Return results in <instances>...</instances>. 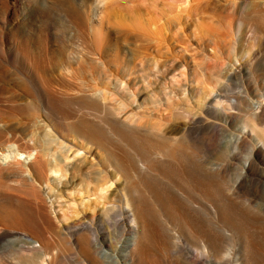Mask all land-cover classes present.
<instances>
[{
  "label": "bare ground",
  "instance_id": "obj_1",
  "mask_svg": "<svg viewBox=\"0 0 264 264\" xmlns=\"http://www.w3.org/2000/svg\"><path fill=\"white\" fill-rule=\"evenodd\" d=\"M104 1L98 0L93 6L73 0L53 2L54 14L79 36L90 30L95 53L88 59L73 58L79 64L88 60L89 66L35 62L23 57L20 67L0 70L4 76L21 81L18 97L25 105L20 109L28 114L13 115L12 119L9 116L10 120L0 117V164L18 166L20 171L18 168V174L12 176L22 178L24 183L30 181L33 185L28 186L34 192L40 191L31 204L50 217V224H53L52 210L42 189L46 184L53 190L51 176L65 179L60 192L68 187H93L97 201L92 206L83 211L65 210L56 218L64 223L63 229L85 234L83 244L78 246H83L90 264H264V204L257 202L262 187L252 178L253 172H264V94L257 92L256 99H248V121L233 135L234 153L239 149L250 150L242 168L243 180H229L228 163L217 164L212 160V138L209 133L206 135L208 130L215 129L213 136L219 132L221 140V127L230 124L240 106L238 99L229 94L225 81L240 75L257 55L263 56L264 0H256L257 4L247 14L256 15L253 38L258 40V48L241 55L236 45L242 22L232 28L230 41L224 39V32L219 31L224 28L225 9L216 5L218 34L201 44L211 49L208 57L214 60V65L208 66L202 82L203 95L195 103L198 113H189L185 123L174 124L182 138L191 144L184 149L142 144L132 147L131 141L135 137L141 139L142 133L153 125L143 122L146 117L164 118L165 128L155 134L159 140L169 139L166 130L172 129L173 124L159 108L162 103L169 104L171 97L151 99L147 91L152 82L135 76L136 71L119 52L122 41L125 47H130L131 40L137 44L146 40L129 16L131 12H141L145 4L112 8ZM170 1L165 2L172 7L171 3L180 0ZM233 3L236 5L237 0ZM139 49L141 62L149 61V46L143 44ZM159 52L160 58L155 63L162 60L165 69L170 60L164 49ZM227 59L232 65L240 62V67L230 72L232 69H226ZM31 109L53 116L57 127L70 128L71 135L56 131L41 113L34 119L29 115ZM151 127L157 129L156 125ZM42 132L56 135L51 138L45 133L43 139L38 136ZM74 149L84 156L71 167L69 154ZM113 186H116L113 197L100 194ZM54 204L61 208L58 201ZM1 208L0 238H4L16 230L19 215L12 204L8 208V204L2 203ZM107 218L115 221L118 237H125L117 238L113 249L111 246L103 249L94 239L96 227ZM25 242L38 243L32 237ZM44 257L46 260L48 255Z\"/></svg>",
  "mask_w": 264,
  "mask_h": 264
},
{
  "label": "rangeland",
  "instance_id": "obj_2",
  "mask_svg": "<svg viewBox=\"0 0 264 264\" xmlns=\"http://www.w3.org/2000/svg\"><path fill=\"white\" fill-rule=\"evenodd\" d=\"M73 1L77 4L86 2L89 6L98 2V0ZM155 1L158 4H155ZM165 1L168 0H105L103 2L112 8L145 4L146 7L140 9L141 12H129V16L132 18V24L146 40H141V43L138 44L131 40L133 45L130 47H125L126 43L122 41L119 52L121 57L127 59L132 69L136 71L135 76L152 82V86L147 91V94L151 95V99L161 100L171 97L169 104L162 103L159 108L160 113L167 114L173 124L171 125L172 129L166 130L169 139L159 140L156 138V134H158L156 131L165 128L164 118L159 120L158 116L146 117L143 122L156 125L157 129L154 127L152 129L153 125H150L151 129L146 128L148 131L142 133L141 139L135 137L131 141L134 148L140 144L162 149L191 147V144L182 138V134L174 127V124L185 123L188 118L186 115L189 113H198L195 103L203 95L202 82L205 80L208 66L214 65V60H210L208 57V55L211 56V49L208 45L201 47V44L207 42L209 38L212 39L213 34H218V24L215 23L217 20L214 19L216 5L225 9L222 25L224 28L219 31L224 32V39L230 41L232 28L242 22L241 34L236 45L239 55L243 51L256 52L258 48V40L253 38L256 15L247 16L251 6L257 4L256 0H237L236 5L233 0H180L171 3L174 7L166 5ZM53 2L54 0H0V70L20 67L24 63L22 62L24 61L23 57L35 62L48 60L52 64L72 62L73 67H78L80 64L89 66L88 60L85 59L79 64V61L76 62L73 58L83 56L88 59L95 53V43L90 30L87 29L83 36H79L72 27L54 14ZM240 5L243 8H238ZM111 12L113 14V10ZM125 13L128 14L127 11ZM261 21H264V17ZM26 31L29 33L20 34ZM143 44L150 48V60L141 62L139 46ZM161 48L164 49V53L170 60L165 69L162 68V60L160 64L155 63L160 58L159 49ZM263 58L264 53L262 57L257 55L245 69L243 68L240 75H234L232 81H225V84H228L229 94L238 99L240 106L235 109L230 124L221 127L223 128L221 130L223 132L222 139L219 140V132L213 136L215 129L208 130L206 133V135L209 133L212 138L210 144L212 160L217 164L228 163V179L231 181L245 178L241 175L242 168L250 155V150L248 148L239 149L234 153L233 135L237 134L240 126L248 121L249 115L246 112L248 99H256L257 92L264 94ZM228 62L229 59L225 61L226 69H232L230 72H235L240 67L238 61H235L233 65ZM19 84H22L20 80L14 81L12 77L0 73L1 119L8 117L10 120L13 115L18 117L28 115L20 109L25 104H21L18 97L21 94ZM249 84L253 86L251 87ZM223 90L226 92V86L223 87ZM29 111V115L34 119L41 113L56 131L63 135H67V133L71 135L70 128L57 127L53 116L45 112L38 113L35 109ZM215 121L218 124H223L220 120ZM151 130H154V132L152 131L153 135L150 133ZM195 130L198 132L199 128L196 126ZM42 133L38 136L43 137L47 132ZM53 133L52 136L56 135L55 132ZM47 136L53 138L48 133ZM43 139L46 138L43 137ZM75 151L76 149L69 154L68 163L71 167L77 165L84 156L83 152H80L79 155ZM18 168V166L16 168L10 164L8 166L0 164V178L2 177L1 179L4 181L2 182L0 179V214L3 212L1 204L6 203L8 208L11 207V204L14 205L19 215L16 228L14 227L16 230L11 234H6L4 238H0V264H90L88 256L82 251L83 246H78V244H83L85 234H76V232L63 229L64 223L61 224L56 218L68 210L83 211L92 206L97 201L93 187L79 186L76 189L68 187L64 192L62 190L60 192L65 179H61L59 175L51 176L53 190L46 184L42 189V195L47 200L48 208L52 210L53 224H50V217L47 218L44 214L39 213L31 204L35 200L34 195L40 191L34 192L32 187L28 186L33 185L30 181L27 180L24 183L22 178L12 176L20 171ZM5 174L7 179L4 177ZM252 174V178L257 183L259 181L262 187L257 194V202L264 204V172L255 171ZM36 186L38 187L37 184ZM115 189L116 186H113L100 194L104 193L106 197H110V195L113 197L116 194ZM39 195L40 193H38ZM56 201L61 204V208H56L57 205L54 204ZM5 223L9 222L5 221ZM89 236L92 238V234ZM28 237H32L38 243L25 242ZM117 238L125 239V237H118L117 225L111 218L105 219L103 224L96 227L94 231V239H97L103 249L110 246L113 249L117 245ZM44 255H48L46 260Z\"/></svg>",
  "mask_w": 264,
  "mask_h": 264
}]
</instances>
